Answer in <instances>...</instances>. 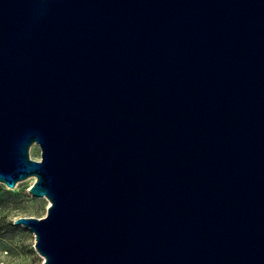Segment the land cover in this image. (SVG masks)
<instances>
[{
	"label": "water",
	"instance_id": "obj_1",
	"mask_svg": "<svg viewBox=\"0 0 264 264\" xmlns=\"http://www.w3.org/2000/svg\"><path fill=\"white\" fill-rule=\"evenodd\" d=\"M29 177L42 264H264V0H0V182Z\"/></svg>",
	"mask_w": 264,
	"mask_h": 264
},
{
	"label": "rangeland",
	"instance_id": "obj_2",
	"mask_svg": "<svg viewBox=\"0 0 264 264\" xmlns=\"http://www.w3.org/2000/svg\"><path fill=\"white\" fill-rule=\"evenodd\" d=\"M30 156L41 159V147L33 144ZM35 177L23 179L13 188L0 182V264H42L44 257L35 249L34 232L14 221L24 216L45 217L50 201L45 196H34L29 190Z\"/></svg>",
	"mask_w": 264,
	"mask_h": 264
}]
</instances>
